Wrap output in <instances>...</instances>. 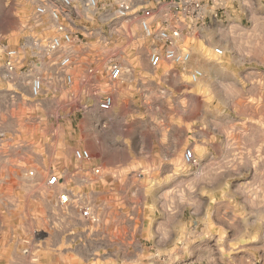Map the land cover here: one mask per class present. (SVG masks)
Segmentation results:
<instances>
[{
    "label": "crops",
    "instance_id": "0c3cea01",
    "mask_svg": "<svg viewBox=\"0 0 264 264\" xmlns=\"http://www.w3.org/2000/svg\"><path fill=\"white\" fill-rule=\"evenodd\" d=\"M249 4L231 5L206 28L184 67L153 68L148 59L129 57L110 110L96 106L57 123L49 110L25 105L11 123L65 124L58 135L68 145L70 124L100 113L106 142L105 158L97 157L104 167L100 192L122 219L120 240L135 242L138 255L219 264L209 257L224 253L219 245L211 252L208 243L224 240L226 223L234 225L242 209L264 215V0ZM194 68L203 72L195 82ZM187 148L198 165L185 161ZM104 234L110 241L117 228ZM190 255L198 259L186 262Z\"/></svg>",
    "mask_w": 264,
    "mask_h": 264
},
{
    "label": "built area",
    "instance_id": "2783aa9c",
    "mask_svg": "<svg viewBox=\"0 0 264 264\" xmlns=\"http://www.w3.org/2000/svg\"><path fill=\"white\" fill-rule=\"evenodd\" d=\"M231 5H244L245 10L250 6L249 0H61L58 7L40 3L36 22L49 16L56 22L55 34L34 35L30 26L22 25L23 41L10 46L0 38V55L8 76L29 86L26 99L22 92H14L28 106L49 110L44 112L57 123L76 120L90 108L113 107L123 63L131 56L135 62L148 59L153 68L164 63L184 67L193 56L196 39L220 23ZM223 52L222 46L214 48L218 56ZM189 74L193 82L203 76L199 68ZM40 125L50 139H59L58 126L65 124ZM70 125L75 131L77 124ZM73 157V170L62 165L46 168L47 185L62 208L74 206L83 219L99 224L101 214L92 196L100 190L104 167L86 147L74 146ZM49 158L41 154L31 159ZM184 158L198 165L191 148ZM25 171L36 174L34 169ZM85 185L90 189H77Z\"/></svg>",
    "mask_w": 264,
    "mask_h": 264
},
{
    "label": "rangeland",
    "instance_id": "374dc122",
    "mask_svg": "<svg viewBox=\"0 0 264 264\" xmlns=\"http://www.w3.org/2000/svg\"><path fill=\"white\" fill-rule=\"evenodd\" d=\"M40 3L58 7L61 0H0V38H6V44L16 46L23 41L22 25L30 26L34 35L55 34L56 22L49 16H44L41 23L36 22L35 10ZM15 91L22 92L26 99L29 86L8 76L0 55V264H169L164 258L138 255L135 242L132 246L122 243L119 230L122 219L106 204L100 190L92 196V203L99 210L101 221L92 224L74 206L62 208L55 191L47 185V167L62 165L73 170L76 145L105 158L104 122H99L100 113H87L76 130H71L67 145L63 138L50 139L40 124H11L20 118L27 105ZM111 153L109 150L108 158ZM41 154L50 158L31 159ZM26 168L34 169L36 174H26ZM86 188L90 189V185L77 187ZM248 192L247 188V196ZM261 214L242 209L234 225L226 223L224 240L219 244L208 243L213 253L218 252L219 245L224 256L209 259H217L219 264H264V215ZM108 228H117L118 236L114 235L110 241L104 236ZM104 248L109 249L111 256L103 255ZM195 259L198 256L190 255L185 261ZM180 262L179 259L176 263Z\"/></svg>",
    "mask_w": 264,
    "mask_h": 264
}]
</instances>
